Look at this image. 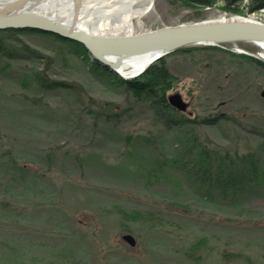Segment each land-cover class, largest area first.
<instances>
[{"label": "rangeland", "instance_id": "rangeland-1", "mask_svg": "<svg viewBox=\"0 0 264 264\" xmlns=\"http://www.w3.org/2000/svg\"><path fill=\"white\" fill-rule=\"evenodd\" d=\"M171 1H150L132 33L264 23V8L248 13L246 2L232 13ZM27 29L9 40L26 51L0 56V264H264V69L249 59L264 56L255 44L164 55L176 77L167 104L177 93L188 105L173 112Z\"/></svg>", "mask_w": 264, "mask_h": 264}, {"label": "water", "instance_id": "water-1", "mask_svg": "<svg viewBox=\"0 0 264 264\" xmlns=\"http://www.w3.org/2000/svg\"><path fill=\"white\" fill-rule=\"evenodd\" d=\"M55 1L26 0L25 4L10 3L0 6V29L34 28L78 41L100 65L113 72H117L122 61L129 58L150 54L153 55L152 60L154 61L176 49L189 45H210L234 41L264 42V24L252 22L253 20L248 21L246 18H221L182 23L149 30L130 37H116L108 34L92 35L77 28L83 0H73L74 10L69 22H60L54 15L47 12L48 9L45 12L42 11L44 7ZM153 1L151 0V3ZM93 45L100 46L101 51L96 52ZM122 47L136 50L124 56L115 55L117 48ZM135 75L138 76V72ZM168 102L179 111L186 110L188 106L177 93L169 95ZM122 239L131 246L136 244V240L130 234L122 235Z\"/></svg>", "mask_w": 264, "mask_h": 264}, {"label": "trees", "instance_id": "trees-1", "mask_svg": "<svg viewBox=\"0 0 264 264\" xmlns=\"http://www.w3.org/2000/svg\"><path fill=\"white\" fill-rule=\"evenodd\" d=\"M172 3H180L181 6H188V7H211L215 4H220L221 9L227 12L232 13H239L240 9L239 6L246 2V12L251 13L258 11L262 8H264V0H172ZM22 29H15V28H8V29H0V56H6L7 57H14L19 52L23 53L26 51L24 46L21 49H16L14 45L18 44L15 40L18 41V39L14 36L13 33H19ZM27 31H32L37 34H45L49 36L53 40H58L59 42H63L65 45L68 46V44L71 45V49L74 50L76 53L80 52L78 54L82 55L83 57L90 58V63L92 70L95 72H98L100 75H107L111 78L112 81H115V83L121 84L124 89H126L130 94L134 97L136 100H149V102L156 108H166L169 111H177L174 110L173 107L169 106L166 101V95L167 91L171 89L172 83L176 81V77L173 76L169 70V68L166 65V58L172 54H175L180 51L188 50L190 47H198V46H188V47H182L179 48L172 53H169L168 56H165L158 61L152 63L141 75L130 79L125 80L121 79V77L115 73L110 72V69H106L100 67L99 63L89 55L87 50L85 49L84 45L78 41L71 40L64 38L60 36L59 34L47 32V31H41L39 29H27ZM15 39L14 41L16 44L10 43L9 40ZM34 55V54H33ZM247 57V56H246ZM250 60H253L257 62L263 69H264V62L257 61L254 58H249ZM116 78V80H115ZM41 82H45L48 84L49 87H56V85L60 87H65L66 85L63 82L57 81L55 79H51L50 77H41ZM44 83V84H45ZM45 84V85H46ZM47 87V86H46ZM171 113V112H170ZM186 119V118H185ZM185 123L191 125V123H196L197 121L194 119L187 118ZM209 120L208 118L204 119ZM182 122V121H181ZM179 123V122H178ZM184 123V124H185ZM238 157V156H237ZM242 158H247L244 156H241ZM264 170V169H262Z\"/></svg>", "mask_w": 264, "mask_h": 264}, {"label": "bare ground", "instance_id": "bare-ground-1", "mask_svg": "<svg viewBox=\"0 0 264 264\" xmlns=\"http://www.w3.org/2000/svg\"><path fill=\"white\" fill-rule=\"evenodd\" d=\"M150 1L151 0H83L78 16L77 28L92 35L108 34L110 36L116 37L133 36L136 34L132 33L133 20L138 19L145 14V12L150 7ZM10 3L25 4L26 0H0V6L8 5ZM46 10L49 14H52V16L54 15L60 22H69L72 18V13L74 10V1L56 0L50 5L44 7V10L42 11L45 12ZM246 20H253L252 22L255 21L262 23L260 21H256L251 17L246 18ZM252 43L260 49L259 54L264 56V42L254 41ZM93 48L96 52L101 51L100 46L93 45ZM135 50L136 49H132L129 47L117 48V50L115 51V55L120 54L124 56L126 54L135 52ZM152 57L153 55L144 54L124 60L122 61L121 66L117 68V72L115 73L119 74L120 76L123 75V77H130L131 74L136 73L143 68H146L150 63H152Z\"/></svg>", "mask_w": 264, "mask_h": 264}]
</instances>
